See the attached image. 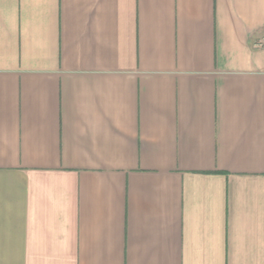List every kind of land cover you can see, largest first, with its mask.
Wrapping results in <instances>:
<instances>
[{"label": "crops", "instance_id": "obj_1", "mask_svg": "<svg viewBox=\"0 0 264 264\" xmlns=\"http://www.w3.org/2000/svg\"><path fill=\"white\" fill-rule=\"evenodd\" d=\"M264 0H0V264H264Z\"/></svg>", "mask_w": 264, "mask_h": 264}, {"label": "built area", "instance_id": "obj_2", "mask_svg": "<svg viewBox=\"0 0 264 264\" xmlns=\"http://www.w3.org/2000/svg\"><path fill=\"white\" fill-rule=\"evenodd\" d=\"M256 48L259 49H264V33L263 35L258 39L257 43H256Z\"/></svg>", "mask_w": 264, "mask_h": 264}]
</instances>
